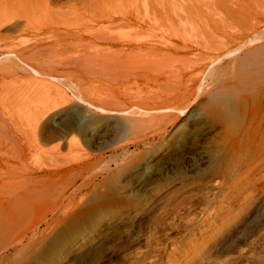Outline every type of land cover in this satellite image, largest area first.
Returning a JSON list of instances; mask_svg holds the SVG:
<instances>
[{
  "label": "rangeland",
  "instance_id": "obj_1",
  "mask_svg": "<svg viewBox=\"0 0 264 264\" xmlns=\"http://www.w3.org/2000/svg\"><path fill=\"white\" fill-rule=\"evenodd\" d=\"M101 1L107 12L102 19H86L87 34L95 30L133 36L132 26L117 23L125 17L121 15H152L159 0ZM147 32L142 31L143 36L148 37ZM72 34L73 43L66 48L38 55L51 69L59 65L54 69L61 74L59 79L29 70L20 71L16 85L11 74L7 79L6 114L17 125L0 133V176H50L60 170L64 180L52 184L54 191L70 186L71 194L82 186L77 194L87 195L85 213L55 224L31 264H264V145L239 143L255 109L264 113V91H252L247 85L254 69L264 65V52L257 59L263 62L260 65L249 60L245 63L250 67H229L226 77L233 93L217 97L216 107L206 95L184 107L171 105L165 95L168 82L163 80L130 81L110 90L96 84L95 95L116 93L122 99L124 91L148 99L147 115L108 114L88 111L78 100H69L71 85L80 91L87 87L85 65L78 60L85 53L81 40L89 36ZM40 35L22 34L23 47L49 37ZM188 36L197 39L194 31ZM150 58L132 62L162 73L176 68L187 72L199 63L191 58ZM14 86L20 98L15 103L9 96ZM125 101V107L136 104ZM53 116L55 128L76 143L70 146L41 135L36 122L41 117V123H48ZM130 118L137 122H129ZM90 160L88 170L68 173ZM260 205L253 217L245 219ZM52 219L53 214L47 218Z\"/></svg>",
  "mask_w": 264,
  "mask_h": 264
},
{
  "label": "bare ground",
  "instance_id": "obj_2",
  "mask_svg": "<svg viewBox=\"0 0 264 264\" xmlns=\"http://www.w3.org/2000/svg\"><path fill=\"white\" fill-rule=\"evenodd\" d=\"M181 1L159 0L154 7L156 10L153 9V14L149 16H138L137 12L136 16L121 15L125 17L117 23L134 28L135 35L129 36L115 34L113 31L95 30L87 34L89 30L83 26L86 25L83 24L86 19L99 20L107 12L101 0H0V133L17 125L16 120L10 116L8 118L6 114L7 79L10 74L14 77L15 85L19 81L20 71L29 70L38 76L59 79L61 74L54 70L59 65L54 68L55 64L54 69H51L42 60L44 57L38 55L66 48L73 43L70 40L73 32L89 36L81 40L84 41L85 53L80 60L77 59L85 65L87 87L80 91L79 87L71 85L69 89L73 97L69 100H78L88 111L108 114L122 112L138 116L149 114L146 113L148 99L145 101L142 95L132 96L123 91L120 92L124 94L121 99L116 93L113 97L94 94L96 84L98 89L105 87L110 90L115 85L140 80L146 83L167 81L168 91L165 95L172 102L171 105L183 106L206 95L211 105L216 107L214 100L217 97L233 93L226 77L230 66L241 68L249 60L253 61V65L263 63L259 64L257 59L264 52V0H185L186 3L182 4ZM89 27L93 26L87 28ZM144 30L148 31V37L143 36ZM190 31H194L197 39L188 36ZM25 33H35L38 36L44 34L49 37L44 38L45 40L36 38L32 46L29 44L30 47H27L25 44L24 48L22 34ZM148 57L163 61H186L191 58V61L196 60L199 63L187 72L176 68L162 73L151 67L134 66L132 62ZM49 63L52 64L51 60ZM250 75L248 88L256 92L264 91V65L254 69ZM123 87L126 88L127 85ZM16 90L17 86H14V91L11 92L14 94L9 92L14 103L20 99ZM126 98L135 101L136 106L132 102L130 107H125ZM69 100H64V103ZM41 117L36 123L41 135H46L47 140L67 142L70 146L76 143L73 138L69 139V134L64 133L65 131L55 128V116L45 124L41 123ZM129 122L136 123L137 119L130 118ZM246 141L264 145V113L260 107L252 114L245 135L240 139V146L245 145ZM90 165L91 160L68 173L79 172L80 169L88 170ZM62 174L60 170H56L50 176H0V264H31L35 253L43 247L46 235L55 224L64 223L84 212L83 202L87 195L76 192L81 191L82 186L71 194H68L70 186H67L68 190L54 191L52 184L61 181L64 178ZM156 199L154 197L153 201ZM261 206L250 211L245 219L253 217ZM52 214L54 219L48 222L47 218ZM137 220L141 221V216H137ZM44 224L46 227L41 230L40 227Z\"/></svg>",
  "mask_w": 264,
  "mask_h": 264
}]
</instances>
